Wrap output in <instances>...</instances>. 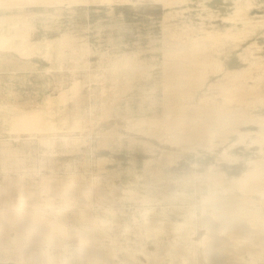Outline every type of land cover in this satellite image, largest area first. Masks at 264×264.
I'll return each mask as SVG.
<instances>
[{
    "label": "rangeland",
    "instance_id": "obj_1",
    "mask_svg": "<svg viewBox=\"0 0 264 264\" xmlns=\"http://www.w3.org/2000/svg\"><path fill=\"white\" fill-rule=\"evenodd\" d=\"M17 1L0 3L1 18L18 16L0 23V37L11 41L0 45V190L7 186L8 201L55 224L34 228L22 248L17 229L5 225L0 264H63L86 241L106 263L81 256L69 264H210L203 239L211 233L255 247L239 264H264V0ZM184 41L191 49L177 50ZM197 46L207 56L198 68L202 88L180 97L178 75L174 82L163 75ZM172 102L236 109L251 123L232 130L217 122L203 143L176 142L159 124L174 117ZM35 109L50 130H12L16 111ZM225 215L254 232L227 226ZM215 247L228 252L224 243Z\"/></svg>",
    "mask_w": 264,
    "mask_h": 264
},
{
    "label": "bare ground",
    "instance_id": "obj_2",
    "mask_svg": "<svg viewBox=\"0 0 264 264\" xmlns=\"http://www.w3.org/2000/svg\"><path fill=\"white\" fill-rule=\"evenodd\" d=\"M12 1V0H11ZM19 1V0H18ZM17 1V2H18ZM21 1V0H20ZM10 2V1H9ZM9 2H6L7 4L9 3ZM34 2V1H33ZM0 3H2V0H1V2ZM19 3V2H18ZM18 3H16V4H18ZM21 3V2H20ZM19 3V4H20ZM61 3V2H60ZM168 3V2H167ZM23 6H24V4L23 3H21ZM21 4H20V6H18V7H21ZM55 5V4H54ZM1 6V5H0ZM28 6V5H27ZM5 7H6V5H5ZM8 7V6H7ZM6 7V8H7ZM17 7V8H18ZM20 9V8H19ZM34 13V12H33ZM16 14V13H15ZM18 14V13H17ZM23 14V13H22ZM20 16H21V14H19ZM19 16V17H20ZM17 19L18 18V16H3L2 18L0 17V23H7V22H9L11 19ZM171 24H172V22H171ZM171 24H169L170 26L169 27H171ZM174 26V25H173ZM164 29V28H163ZM170 29V28H169ZM174 30V29H173ZM21 31V30H20ZM165 31V30H164ZM167 31V30H166ZM170 31V30H169ZM168 31V32H169ZM178 31V30H177ZM171 32V31H170ZM166 33V32H165ZM174 34V33H173ZM180 34V33H179ZM184 34V33H183ZM187 34V33H186ZM18 35V33L16 34V36ZM169 36L168 37H170V35L171 34H168ZM175 35V34H174ZM174 35H171V37L172 36H174ZM185 35V34H184ZM176 36H178V35H176ZM186 36V35H185ZM184 36V37H185ZM168 37L166 38L167 40H168ZM170 37V38H171ZM170 38H169V40H170ZM173 38V37H172ZM171 38V39H172ZM178 38V37H177ZM177 38H175V36H174V39H177ZM13 39H14V37H13ZM189 39H190V37H189ZM169 40H168V42H169ZM181 40V39H180ZM23 41V40H22ZM25 41H26V39H25ZM68 41V40H67ZM24 42V41H23ZM68 42H70V41H68ZM164 42V41H163ZM173 42V40L172 41H170V43L171 44H173L172 43ZM191 42H193V41H191ZM195 42V41H194ZM8 43V44H7ZM27 43V42H26ZM31 43V42H30ZM71 43V42H70ZM188 43V42H187ZM216 43V42H215ZM4 44H7L8 46H9V44H11V41H10V39L9 38H6L5 36H1L0 37V45H4ZM166 44V43H165ZM170 44V45H171ZM177 44V43H176ZM182 44V43H181ZM180 43H179V45L178 46H176V49H177V47L180 49L179 51H181V50H186L188 47L191 49V47L190 46H188L187 47V45H185L186 46V49H185V46H184V44H186L185 43V41H184V43H183V47H182V45H181ZM189 45V44H188ZM211 45V44H210ZM217 45V44H216ZM173 46H175V45H173ZM211 46H213V45H211ZM165 47V46H164ZM170 47V46H169ZM193 47V46H192ZM0 48H2V47H0ZM163 48V47H162ZM194 48V47H193ZM193 48H192V50H193ZM195 48H197V49H195V50H193V51H186L185 52V55H183V57H181L180 56V58H177L178 59V61L176 60V61H172V63H168L167 64V68H169V71H168V73L166 74H164L163 75V77H167L166 79H168L169 77H172L173 76V78H172V80H171V82H174L173 81V79H175L174 78V75L175 74H177L178 76H177V78L175 79L176 80V83H177V87L175 86V84L176 83H174V86H175V88L176 89H179V90H176L175 88L173 89V90H175V91H177V93L176 92H173V91H170V93L168 94V95H170V94H172V92H173V94H186V92L187 91H189L188 89H190V87L192 86V87H196V86H193V85H196L197 84V86H199L203 81H204V79H203V81H202V72L200 73V69L198 70V68L200 67L201 68V65H205L206 64V61L205 60H207V59H203L202 57H205L206 55H204V49L203 50H200V49H198L199 47L197 46V47H195ZM202 48V47H201ZM209 48V47H208ZM169 49V52L171 53L172 51H173V49L171 50V48H168ZM167 49V50H168ZM212 49V48H211ZM24 50H26V49H23V48H17V51H21V52H23ZM166 50V49H165ZM171 50V51H170ZM175 50V49H174ZM178 50V49H177ZM189 50V49H188ZM207 50V49H206ZM210 51V50H209ZM176 52H178V51H174V52H172V55H173V53H176ZM215 52V51H214ZM165 53H168V52H165ZM181 53H184V51L183 52H181ZM186 53H189V54H186ZM190 54H192V55H190ZM197 54V55H196ZM205 54H207V52L205 53ZM168 54H166V56H167ZM170 55V54H169ZM168 55V56H169ZM176 55H180V52H178V54H176ZM175 54L173 55V57H175L176 56ZM198 56V57H197ZM202 58H200V57ZM130 57V56H129ZM170 57H171V55H170ZM169 57V58H170ZM173 57H171V58H173ZM178 57V56H177ZM132 58V57H131ZM130 58V59H131ZM169 58L167 59V57L165 58V59H167L168 61H169ZM170 58V59H171ZM206 58H207V56H206ZM209 58V57H208ZM212 58V57H211ZM126 59V58H125ZM198 59H200V60H198ZM129 60V59H128ZM133 60V59H132ZM164 60V59H163ZM171 60H173V59H171ZM125 61V60H124ZM127 61V60H126ZM131 61V60H130ZM166 61V60H165ZM201 62V63H198V62ZM202 61H205L204 63L205 64H203V62ZM123 62V61H122ZM144 62V61H143ZM169 62H171V61H169ZM212 62V61H211ZM128 63H131V65H132V62H129V61H127V63L126 64H128ZM126 64L124 65V63H123V65L124 66H126ZM118 65V64H117ZM211 65V64H210ZM213 65H214V63H213ZM137 66H139V65H137ZM166 66V65H165ZM123 67V66H122ZM130 67V66H129ZM202 67H204V66H202ZM132 68V67H131ZM170 68H171V70H170ZM219 68V67H218ZM166 69V68H165ZM208 69V68H207ZM210 69H213V68H210ZM133 70H135V68L133 69ZM136 70H139V69H136ZM173 70H175L174 72H173ZM202 70V69H201ZM206 70V69H205ZM218 70V69H217ZM140 71V70H139ZM208 71V70H207ZM215 71V70H214ZM219 71V70H218ZM221 71H222V69H221ZM204 72V71H203ZM231 72V71H230ZM213 73V72H212ZM105 74V73H104ZM227 74V73H226ZM244 74V73H243ZM249 75V74H248ZM202 76V77H201ZM232 76V75H231ZM245 76V75H244ZM239 77H242V75L241 76H239ZM63 78V77H62ZM228 78V77H227ZM244 78V77H243ZM165 79V78H164ZM165 79V80H166ZM170 79V78H169ZM169 79L167 80V82H169ZM224 79V78H223ZM239 79V78H238ZM249 79V78H248ZM200 80H201V82H200ZM209 80V79H208ZM243 80V79H242ZM247 80V79H246ZM245 80V81H246ZM199 82H200V84H199ZM228 83H229V81H227ZM226 82V83H227ZM230 82H232V81H230ZM236 82V81H235ZM225 83V84H226ZM237 83V82H236ZM239 83V82H238ZM167 85H169V88H170V84H173V83H170V84H168V83H166ZM199 84V85H198ZM212 84V83H211ZM215 84V83H214ZM230 84V83H229ZM228 84V85H229ZM249 84V83H248ZM220 85V84H219ZM223 85V84H222ZM233 85H234V83H233ZM238 85H240V84H238ZM201 86V85H200ZM199 86V87H200ZM211 86V85H210ZM215 87H216V85H214ZM214 86H212V87H214ZM221 86V85H220ZM230 86V85H229ZM228 86V88L227 89H229L230 87ZM242 86V85H241ZM191 87V88H192ZM198 87V88H199ZM224 88L226 87V86H223ZM233 87H235V86H232V88ZM238 87V86H237ZM236 87V88H237ZM200 88H202V87H200ZM222 88V87H221ZM231 88V89H232ZM209 89H210V87H209ZM213 89V88H212ZM227 89L225 90V91H227ZM251 89V88H250ZM127 90V89H126ZM170 90V89H169ZM191 90H193V89H190V92H191ZM222 90V89H221ZM220 90V91H221ZM238 90V89H237ZM236 90V91H237ZM240 90H241V88H240ZM247 90V89H246ZM252 90V89H251ZM213 91V90H212ZM218 91V90H217ZM254 91V90H253ZM256 91H257V89H256ZM182 92V93H181ZM190 92H187V94L188 93H190ZM227 92H229V91H227ZM232 92V91H231ZM234 92V91H233ZM238 92V91H237ZM64 94H65V92H63ZM165 93V92H164ZM63 94V95H64ZM172 94V95H173ZM175 94V95H176ZM178 95V96H180L181 97V95ZM182 94V95H183ZM185 95L184 97H186V96H188V95ZM196 94V93H195ZM220 94V93H219ZM223 94V93H222ZM250 94V93H249ZM248 94V95H249ZM235 95V94H234ZM239 95V94H238ZM258 95H259V93H258ZM263 95V94H262ZM65 96V95H64ZM218 96V95H217ZM236 96V95H235ZM260 96V95H259ZM62 97V96H61ZM170 97H171V95H170ZM175 97H177V96H175ZM224 97V96H223ZM229 97H231V96H229ZM241 97V96H240ZM244 97H246V95L244 96ZM248 97V96H247ZM172 98V97H171ZM174 98V97H173ZM179 98V97H178ZM192 98V97H191ZM205 98V97H204ZM204 98H203V100H204ZM208 98H211V97H208ZM253 98V97H252ZM260 98V97H259ZM170 99V98H169ZM225 99H226V97H225ZM227 99H228V97H227ZM230 99V98H229ZM233 99V98H232ZM247 99V98H246ZM176 100V99H175ZM193 100V99H192ZM234 100V99H233ZM164 101V100H163ZM173 101H174V99H173ZM206 101V100H205ZM231 101V100H230ZM237 102H238V100H237ZM166 103H168V102H166ZM173 103V102H172ZM171 103V104H172ZM175 103H177V102H175ZM236 103V102H235ZM245 103V102H244ZM249 103V102H248ZM178 104V103H177ZM182 104V103H181ZM185 104V103H184ZM224 104V103H223ZM24 105V104H23ZM65 105V104H64ZM173 105H174V103H173ZM205 105V104H204ZM21 106V105H20ZM87 106V105H86ZM168 104H167V107H165L164 106V108H168ZM215 106V105H214ZM224 106V105H223ZM29 107H31V106H29ZM170 107L171 108H173V112H174V117L173 116H169V117H167V118H163V120L161 121V123H159L160 124V130H162V126H164V127H166L165 128V130L166 131H164L163 130V136L165 135L164 134V132L167 134V135H165V136H167L168 138H169V140H171V139H177V140H175L176 142H180V143H182V140H184L183 141V143L184 142H186V141H188L189 140V142L191 141H194L195 139H197L198 141L200 140H202L203 138H205V136H207L208 134H209V131L211 132V130H210V128L211 127H213L214 128V130H215V127H214V124L216 123V124H219L220 122H224V123H226V124H230V126L232 125V126H234V127H236V126H239L240 124H243L244 122H246V121H250V120H247V119H245L243 116H241L240 114H237L236 112H235V110L236 109H233L232 107H231V109H233L232 110V112H228V111H224V110H220V108L219 109H217L216 107V109H213L212 107V109L211 108H204L203 106H201V108H200V106H194L193 105V107L194 108H192L191 110H190V108L192 107H189V110H186V107L187 106H181V105H177V106H173L172 107V105L171 106H169V110H170ZM239 107H241V106H239ZM238 107V108H239ZM13 108V110L16 108V107H12ZM22 108V107H21ZM25 108V107H24ZM32 108V107H31ZM66 108V107H65ZM223 108V107H222ZM229 108V107H228ZM250 108V107H249ZM240 109V108H239ZM238 109V110H239ZM17 110V109H16ZM168 110V109H167ZM168 110V111H169ZM172 110V109H171ZM171 110H170V112H171ZM228 110H230V109H228ZM50 111V110H49ZM165 111H166V109H165ZM55 112V111H54ZM164 112V111H163ZM173 112H171V113H173ZM243 112V111H242ZM232 113V114H231ZM238 113H241V112H238ZM231 114V115H230ZM243 114V113H242ZM51 115V114H50ZM58 115V114H57ZM169 115H171V114H169ZM53 116H55L54 114H53ZM250 116V115H249ZM53 118V117H52ZM161 118V117H160ZM50 120V119H49ZM46 117H45V114L43 113V112H39V111H36V109H35V111L33 110V111H22V110H18V111H16L14 114H13V116H11V118L9 119V123H10V125H11V128H12V130H14V131H25V132H31V131H35V132H37V131H39V132H42V131H46V130H50L51 128H52V122L51 121H49ZM126 120V119H125ZM145 120V119H144ZM63 121H64V123H65V121L66 120H64L63 119ZM127 121V120H126ZM157 120H154L153 121V123L154 122H156ZM254 121V120H253ZM259 121H262V120H259ZM67 122V121H66ZM140 122V121H139ZM146 122V121H145ZM160 122V121H159ZM217 122H219V123H217ZM142 124H144L143 122H141ZM249 123H251V121L249 122ZM247 124V123H246ZM262 124H264V123H262ZM139 125V124H138ZM156 125V124H155ZM155 125H153V126H155ZM162 125V126H161ZM249 125V124H248ZM56 126V125H55ZM58 126V125H57ZM60 126V125H59ZM152 126V125H151ZM217 126V125H216ZM219 126H220V124H219ZM222 126V125H221ZM231 126V127H232ZM223 128L225 127V126H222ZM228 127H229V125H228ZM230 127V129H232L233 130V127L231 128ZM58 128V127H57ZM212 128V129H213ZM220 128V127H219ZM226 129V128H225ZM218 130V129H217ZM235 130V129H234ZM55 131H56V129H55ZM54 131V132H55ZM228 131V130H227ZM24 132V133H25ZM47 132H49V131H47ZM51 132V131H50ZM215 132V131H214ZM219 132V131H218ZM223 132V131H222ZM224 132H226V131H224ZM12 133H14V132H12ZM213 133V132H212ZM221 133V132H220ZM232 133V132H231ZM207 134V135H206ZM140 135V134H139ZM205 135V136H204ZM214 135H216V133L214 134ZM218 135V134H217ZM216 135V136H217ZM220 135H224V134H220ZM226 135V134H225ZM228 135H229V133H228ZM153 136V135H152ZM158 136H160V135H158ZM163 136H161V137H163ZM166 137V138H167ZM201 137H203L202 139H201ZM219 137H221V136H219ZM218 137V138H219ZM224 137V136H223ZM241 137V136H240ZM151 138H153V137H151ZM158 138V137H157ZM160 138V137H159ZM165 138V137H164ZM245 138H247L246 136H245ZM161 139V138H160ZM197 140H195V141H197ZM226 140V139H225ZM164 141V140H163ZM194 141V142H195ZM197 141V142H198ZM171 142V141H170ZM174 142V141H173ZM175 142V143H176ZM208 142V141H207ZM207 142H205V143H207ZM223 142H224V140H223ZM226 142V141H225ZM169 143V142H168ZM174 143V144H175ZM187 143V142H186ZM185 143V144H186ZM193 143V142H192ZM201 143H203V140H202V142ZM200 143V144H201ZM173 144V143H172ZM173 144V145H174ZM199 144V143H198ZM199 144V145H200ZM183 145V144H182ZM181 146V145H180ZM179 146V147H180ZM186 146H187V144H186ZM193 146V145H192ZM198 146V145H197ZM183 147V146H182ZM189 147V146H188ZM195 147V146H194ZM187 148V147H186ZM184 149V148H183ZM7 161H8V166L10 165V166H14V165H12V160L13 159H6ZM3 163V162H2ZM4 163H6V161H4ZM3 163V164H4ZM16 163V162H15ZM2 164V165H3ZM17 165V164H16ZM5 166V165H4ZM2 167V166H1ZM16 167V166H15ZM12 168V167H11ZM10 168V169H11ZM1 170H3L4 171V169H2L1 168ZM6 171V170H5ZM7 171H8V169H7ZM10 171V170H9ZM7 177V176H6ZM12 180V179H11ZM6 181V180H5ZM9 181H10V179H9ZM14 181V180H13ZM7 182H8V180H7ZM6 182V183H7ZM13 183V182H12ZM96 186V185H95ZM87 187V186H86ZM17 188V187H16ZM16 188H14L15 190H16ZM93 188V187H92ZM9 188L7 187V186H4V187H2L1 188V190H0V230L1 229H3L4 227H5V225H14V227L17 229L16 230V233H17V237L18 238H16V241H15V246L16 247H21L22 248V246L23 245H21L23 242V240L25 239V237H27L28 236V233H31L33 230H34V228H37V229H41V230H43V232L44 231H50L51 230V228L53 227V225L55 224L52 220H47L46 218H43V217H41V216H38V215H36L34 212H32V211H29V210H26V209H24V208H21L20 207V204L19 203H13V202H10V201H8L7 199H8V197H7V199H6V194L8 193V190ZM14 189H12L13 191H14ZM11 190V189H10ZM13 191H11L12 193H13ZM67 191V190H66ZM17 193V192H16ZM10 193H8V195H9ZM54 194V193H53ZM73 194V193H72ZM19 195V194H18ZM119 197V196H118ZM216 200V199H215ZM221 200V199H220ZM215 201H213V203H214ZM244 202V201H243ZM218 205V204H217ZM210 206V205H209ZM241 206V205H240ZM211 207V206H210ZM236 207H237V205H236ZM242 208H244L243 206L241 207V209ZM222 210V209H221ZM243 210V209H242ZM252 211V210H251ZM222 212H224V210L222 211ZM243 212H245V211H243ZM249 212V211H248ZM234 213V212H233ZM229 214V213H228ZM236 214H237V212H236ZM239 214V213H238ZM210 219V218H209ZM224 219H226V221H227V226L229 225V226H232L233 225V227L235 226V228L237 227V228H240L239 230H240V232L241 233H246V232H254V229H252L249 225L248 226H245L244 225V223L242 222V225H241V223L239 222L240 220L238 219V221H237V219L235 218V220H236V222L238 223H233V218H232V216L230 217V215H225V218ZM233 219V220H232ZM206 221V220H205ZM215 221V220H214ZM213 221H206V223H205V225H206V228H208V229H212V227L214 226L213 225V223H212ZM235 222V221H234ZM203 222L201 221V224H202ZM226 224V223H225ZM245 226V227H244ZM203 227V226H202ZM11 228V227H10ZM242 229V230H241ZM40 230V231H41ZM60 230L61 231H63L64 229L63 228H60ZM206 230V229H205ZM8 231H9V229H8ZM7 231V232H8ZM2 232H4V231H1V233H0V243H3V241L4 242H6L5 240V234L4 233H2ZM24 232H25V234H24ZM212 232V231H211ZM261 232V231H260ZM26 233H27V235H26ZM75 233V232H74ZM74 233H72L73 235H74ZM205 233H206V231H205ZM24 234V235H23ZM77 234V235H76ZM213 234H214V232H213ZM75 235L76 236H78L80 239L81 238H86V239H88V241L89 240H91L90 238H91V236H92V234L91 235H89V234H87L86 232L85 233H82V232H79V233H75ZM209 235H211V237L210 236H208L207 238H209V239H207V240H205V239H203L205 242H208V246L206 247V249L203 251V253L206 255V256H208L209 257V255L211 254L212 256H211V258H210V264H237L238 263V259H239V257L242 255V254H244V253H247V254H251L252 253V251L253 250H255L253 247H251V246H248V248H243L242 247V249H240L239 247V249L235 246V244H234V242L231 240V238L230 237H221V235H218V234H214V235H212V233L211 234H209ZM249 235V234H248ZM25 236V237H24ZM42 237V236H41ZM250 237H251V235H250ZM95 238V237H94ZM36 239H37V237H36ZM85 239V240H86ZM71 240V239H70ZM73 240H75V239H73ZM73 240H71V241H73ZM94 240V239H93ZM249 240H251V239H249ZM248 240V241H249ZM76 241V240H75ZM78 241V240H77ZM247 241V240H246ZM258 241L260 242V243H264V233H261V234H259L258 235ZM219 243V242H221V243H224L225 244V249H228V252H226V250L224 251V250H221V249H217L216 247H215V243ZM78 243V242H77ZM93 243V245H94V241L92 242ZM255 243H257V242H255ZM258 244V243H257ZM57 245V244H56ZM77 245V244H76ZM92 245V246H93ZM207 245V244H206ZM75 246V245H74ZM90 243H88L87 241H86V243L84 244V245H81V246H79L78 247V249H79V252H78V254H73V256L71 255V256H66V257H64L63 258V264H69V263H71L73 260H77V259H79V257H81V256H86L87 258H89V259H94V260H98V261H100V262H102L103 260V262H105L106 263V260H107V256L105 257L104 255V253L102 254L101 253V251L100 250H98V249H91L90 247ZM96 246V245H95ZM4 247L6 248L7 246L6 245H4ZM100 247V246H99ZM69 249V248H68ZM70 249H72V248H70ZM204 255V256H205ZM249 256V255H248ZM93 260V261H94ZM1 264H5V263H1ZM239 264V263H238Z\"/></svg>",
    "mask_w": 264,
    "mask_h": 264
}]
</instances>
